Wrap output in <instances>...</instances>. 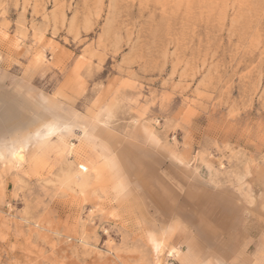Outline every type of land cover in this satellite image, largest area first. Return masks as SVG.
<instances>
[{"label": "rangeland", "instance_id": "374dc122", "mask_svg": "<svg viewBox=\"0 0 264 264\" xmlns=\"http://www.w3.org/2000/svg\"><path fill=\"white\" fill-rule=\"evenodd\" d=\"M0 264H264V0H0Z\"/></svg>", "mask_w": 264, "mask_h": 264}, {"label": "bare ground", "instance_id": "6f19581e", "mask_svg": "<svg viewBox=\"0 0 264 264\" xmlns=\"http://www.w3.org/2000/svg\"><path fill=\"white\" fill-rule=\"evenodd\" d=\"M49 123H51V122H49ZM51 125V124H50ZM53 125V124H52ZM49 126V125H48ZM81 168H83V169H86V167H84L83 165H81L80 166Z\"/></svg>", "mask_w": 264, "mask_h": 264}]
</instances>
